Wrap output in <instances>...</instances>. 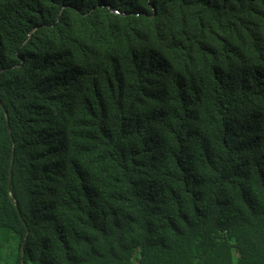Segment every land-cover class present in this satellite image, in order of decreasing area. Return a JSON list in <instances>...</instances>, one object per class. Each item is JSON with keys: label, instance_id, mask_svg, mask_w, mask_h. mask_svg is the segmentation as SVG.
<instances>
[{"label": "trees", "instance_id": "obj_1", "mask_svg": "<svg viewBox=\"0 0 264 264\" xmlns=\"http://www.w3.org/2000/svg\"><path fill=\"white\" fill-rule=\"evenodd\" d=\"M0 264H264V0H0Z\"/></svg>", "mask_w": 264, "mask_h": 264}]
</instances>
